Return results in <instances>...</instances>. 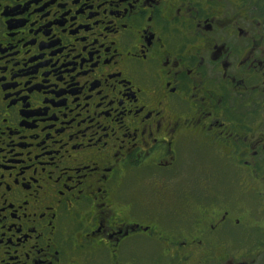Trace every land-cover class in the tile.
Returning <instances> with one entry per match:
<instances>
[{"label":"flooded vegetation","instance_id":"obj_1","mask_svg":"<svg viewBox=\"0 0 264 264\" xmlns=\"http://www.w3.org/2000/svg\"><path fill=\"white\" fill-rule=\"evenodd\" d=\"M187 153L175 210L118 197ZM103 251L264 264V0H0V264Z\"/></svg>","mask_w":264,"mask_h":264},{"label":"rangeland","instance_id":"obj_2","mask_svg":"<svg viewBox=\"0 0 264 264\" xmlns=\"http://www.w3.org/2000/svg\"><path fill=\"white\" fill-rule=\"evenodd\" d=\"M189 148L191 152L197 153V155L200 156L198 153L200 150L194 147ZM193 153H187L185 155L183 163L180 164V167L177 170L157 169L160 175L150 174L155 172H151V170L147 169L139 170L141 173L139 178L145 176L146 174L150 175L146 176L143 180H140L139 178H127L124 181L122 188L117 193L118 197H123L129 203L136 204L132 209V211H135L136 214L142 212L140 210L136 211L138 205H149L150 202H152L153 196L165 200L171 199L170 209L175 210V205L179 200L184 198V194H186L187 198H190L191 189L196 194L200 192V186L196 184V180L199 173L198 170L201 168L202 162L201 160H195ZM159 192H161L162 196H159ZM124 247L133 249L139 254L145 263L148 258L156 254L154 245L127 244L124 245ZM105 256L107 257V253L105 251L100 252L95 264H102L99 260H102Z\"/></svg>","mask_w":264,"mask_h":264},{"label":"trees","instance_id":"obj_3","mask_svg":"<svg viewBox=\"0 0 264 264\" xmlns=\"http://www.w3.org/2000/svg\"><path fill=\"white\" fill-rule=\"evenodd\" d=\"M184 195H186V194H184Z\"/></svg>","mask_w":264,"mask_h":264}]
</instances>
